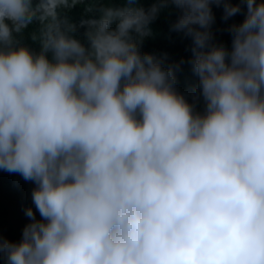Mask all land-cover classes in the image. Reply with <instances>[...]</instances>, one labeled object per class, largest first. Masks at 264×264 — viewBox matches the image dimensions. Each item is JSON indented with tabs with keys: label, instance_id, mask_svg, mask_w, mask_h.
Listing matches in <instances>:
<instances>
[{
	"label": "clouds",
	"instance_id": "clouds-1",
	"mask_svg": "<svg viewBox=\"0 0 264 264\" xmlns=\"http://www.w3.org/2000/svg\"><path fill=\"white\" fill-rule=\"evenodd\" d=\"M0 0V170L35 187L5 264H264V0ZM213 6L233 22L216 37ZM163 11L184 63L142 51ZM39 23V52L17 38ZM115 27H111L112 25ZM39 213L37 218L36 213Z\"/></svg>",
	"mask_w": 264,
	"mask_h": 264
},
{
	"label": "trees",
	"instance_id": "trees-1",
	"mask_svg": "<svg viewBox=\"0 0 264 264\" xmlns=\"http://www.w3.org/2000/svg\"><path fill=\"white\" fill-rule=\"evenodd\" d=\"M141 3L142 6L147 8L151 6L152 0H141ZM117 4L119 6V0H117ZM90 7L99 8L100 4L95 3V0H82L81 3L76 4L74 7L61 10V14L66 16L70 23L77 26L74 35L84 43H87L85 38L86 28L80 27L81 21L89 18H98L99 16L96 11H88ZM213 12L216 16V24L214 26V29L217 30L216 37L230 47V34L222 30L233 22H242L244 16L237 15L225 23L221 19L223 15L222 7L213 6ZM174 19V15L163 11L150 26L152 35L145 38L142 51L156 55L166 53L170 63H179L183 60L184 63L181 65V70L176 72V90L183 94L189 103L194 105L196 111L203 112V99L202 97L198 98V77L189 62L192 55L189 50L190 40L183 38L179 33L170 31V23ZM111 27L114 28L115 25L113 24ZM38 30L39 23H33L23 30L17 38L24 45L39 52V41L32 39L34 34H38ZM34 187L35 185L32 182L25 181L19 174L0 170V236L4 239L12 242L20 241L23 228L30 222L25 215V209L31 207L35 211V206L31 199ZM36 215L39 218L38 212ZM0 264H5V262L0 260Z\"/></svg>",
	"mask_w": 264,
	"mask_h": 264
}]
</instances>
